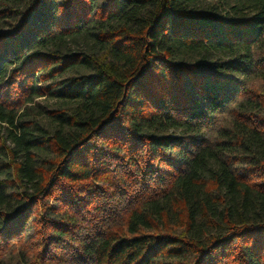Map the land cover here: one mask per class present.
Segmentation results:
<instances>
[{
	"label": "trees",
	"instance_id": "16d2710c",
	"mask_svg": "<svg viewBox=\"0 0 264 264\" xmlns=\"http://www.w3.org/2000/svg\"><path fill=\"white\" fill-rule=\"evenodd\" d=\"M0 264H264V0H0Z\"/></svg>",
	"mask_w": 264,
	"mask_h": 264
},
{
	"label": "rangeland",
	"instance_id": "374dc122",
	"mask_svg": "<svg viewBox=\"0 0 264 264\" xmlns=\"http://www.w3.org/2000/svg\"><path fill=\"white\" fill-rule=\"evenodd\" d=\"M81 48H86V42L83 41V40H77V41H74V42H71V49L72 50H80ZM37 101H40L41 102V105L42 106H48V105H51L52 101H47L46 99H39Z\"/></svg>",
	"mask_w": 264,
	"mask_h": 264
}]
</instances>
